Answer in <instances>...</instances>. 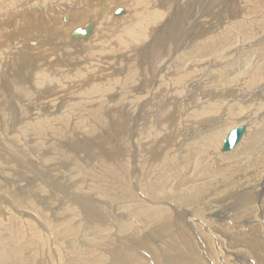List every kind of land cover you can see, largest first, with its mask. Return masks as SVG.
Masks as SVG:
<instances>
[{
  "label": "bare ground",
  "instance_id": "1",
  "mask_svg": "<svg viewBox=\"0 0 264 264\" xmlns=\"http://www.w3.org/2000/svg\"><path fill=\"white\" fill-rule=\"evenodd\" d=\"M177 91L210 101L182 124ZM234 92L251 113L221 102ZM237 115L244 135L222 151L217 121ZM261 176L264 0H0V264H220L189 226L217 197L209 213L260 229L244 179ZM242 226L224 231L258 249Z\"/></svg>",
  "mask_w": 264,
  "mask_h": 264
},
{
  "label": "rangeland",
  "instance_id": "2",
  "mask_svg": "<svg viewBox=\"0 0 264 264\" xmlns=\"http://www.w3.org/2000/svg\"><path fill=\"white\" fill-rule=\"evenodd\" d=\"M110 0H104V3L106 4V5H108V2H109ZM240 5H242V4H240ZM256 9H260V8H256ZM190 18L189 17H187L185 20H183V23L184 22H186V23H190ZM46 29V27H44V30ZM219 28H217V30H218ZM197 30V29H196ZM178 31L179 32H183V29L181 28V27H179V29H178ZM181 32V33H182ZM194 36V34L192 35V37ZM191 37V38H192ZM194 37H197V36H194ZM191 38H190V40H191ZM191 43H193V41H191ZM30 47H34L33 45H29ZM184 48H182L181 50H183ZM87 50H89V48H87ZM148 51L149 50H146V53H148ZM210 56L211 55H209V58H210ZM144 57V56H143ZM222 61V59H218V58H216V62L220 65V67L222 66V64L223 63H225V61L223 62H221ZM146 62V64H144ZM209 63L211 62V61H208ZM144 63L143 64H141L142 66H141V69L139 70V73H138V76L141 78V80L139 81V82H143V83H141V84H139V86L141 87V85L143 84V86H144V84H146V85H151L152 83H153V81H154V77L152 78V70H153V68H152V66H151V64L150 63H148L147 61H146V59H144ZM209 63H207L206 65H205V69H211L212 70V66H211V68H210V64L211 65H213V63L211 62L210 64ZM217 64V65H218ZM147 65V66H146ZM144 67V68H143ZM190 67V66H189ZM214 68H218L217 66H214L213 67V69ZM145 71H144V70ZM151 69V70H150ZM149 72H148V71ZM141 72V73H140ZM145 75H144V74ZM211 73V72H210ZM209 73V74H210ZM148 74V77L146 76ZM205 74V75H204ZM202 76L203 77H205V79L207 80V79H209V80H211V75H208L207 76V74L208 73H204ZM115 75V74H114ZM113 75V76H114ZM115 76H117V75H115ZM143 76V77H142ZM149 76L151 77V78H149ZM145 77L148 79H146L147 81H150V79H152L153 81H152V83L150 84L149 82H146L145 81ZM210 77V78H209ZM167 78H168V76H167ZM222 79V77L219 79V80H221ZM218 80V81H219ZM201 81V80H200ZM208 81V80H207ZM138 82V83H139ZM203 82V81H202ZM199 84H201L202 85V83L200 82ZM148 85V86H149ZM200 85V86H201ZM140 87H136V88H140ZM177 87H179V86H177ZM183 87V86H182ZM234 89V88H233ZM176 90H180V89H176ZM174 92V95L175 96H178V97H181V96H183L184 95V93H182V94H179V92ZM235 91V90H234ZM233 94H235L234 95V97L232 98V96H233ZM233 94H230V97L231 98H227L226 100H224L223 99V101H221V102H223V104L225 105V106H228V105H230V106H232L233 108L235 107V108H238V109H235V112L237 111V110H239V107H244L245 106V109L247 108L248 109V112H249V110H250V113H251V109H252V106H253V100L252 99H246V98H242V97H240V94L239 95H236V94H238V92L236 93V92H234ZM180 95V96H179ZM201 95H203V94H201ZM224 95V94H223ZM192 97H191V99L190 98H188L187 97V95H185V96H183V99H181V98H179V100L180 101H184L183 102V104H182V106H180V109H181V111L179 112V113H176L175 112V114L177 115V117H176V119H178V118H180V121H181V123L183 124L184 123V119H182V117L185 115V113L187 112V110L186 109H192V106H193V108H197L198 106H201V104H198V103H200V102H202V104L204 105L205 103H208L210 100H207L206 101V99L205 98H203L202 100H200V101H198V103H194L193 104V101H192ZM233 99V100H232ZM238 99V100H237ZM241 99V100H240ZM260 99V98H259ZM258 99V100H259ZM189 101L193 104L192 106H190V108L189 107H187V103H189ZM256 101V100H255ZM236 103V104H235ZM240 103V104H239ZM243 104H244V106H243ZM246 104H248V105H246ZM238 105H240V106H238ZM251 106V107H250ZM250 107V108H249ZM183 109V110H182ZM179 114V115H178ZM181 116V117H180ZM244 117H246V119L247 118H249L248 116H247V114H246V116H244ZM232 118V119H231ZM231 118H229V120H225L224 118L223 119H220V121L218 120L217 122H220V124L219 125H222V134H223V132H225L226 131V128L228 129V127H230L229 128V130L231 129V127H232V125L234 124V122H235V120H239L238 119V115L237 116H233V117H231ZM241 119V118H240ZM225 120V121H224ZM183 121V122H182ZM174 121H172V123H173ZM222 122H224V124L222 123ZM229 122V123H228ZM226 123H228V124H226ZM233 123V124H232ZM182 124H180V125H182ZM226 124V125H225ZM230 124V125H229ZM239 124V123H238ZM254 123L252 122L251 123V125H253ZM223 125H225V126H223ZM236 125V124H235ZM184 126V125H183ZM215 126H217V124H214V125H212L211 124V128H209V127H207L208 129H199V131H198V133H205V131L207 132V130L208 131H210V129H212V127H215ZM227 133V132H226ZM223 136V135H222ZM218 148V147H217ZM217 148H216V150H217ZM227 163V162H226ZM203 164H205L204 162H203ZM134 174H135V172H134ZM133 174V175H134ZM189 174V173H188ZM190 174H194L193 173V171L191 170V172H190ZM254 179V180H253ZM252 182H251V181ZM259 180H260V183H258V182H256L257 180H256V178L254 177V178H250V179H248V178H246V179H244V182H246V183H248V184H246L245 183V185L247 186V188L245 189V190H249L248 191V194L251 196V197H253L252 198V201H258V202H256V204L258 203V204H260V199H264V186L262 185V182L264 181V177L263 176H261L260 178H259ZM258 180V181H259ZM248 181V182H247ZM249 181H250V183H249ZM254 184H257L256 185V187L255 186H253ZM260 184V185H259ZM236 188V187H235ZM249 188V189H248ZM225 191V190H224ZM224 191H222V193L224 192ZM227 191V190H226ZM251 192H252V194H251ZM257 193V194H256ZM220 194V193H219ZM254 194H256V195H254ZM262 194V195H261ZM256 196V197H255ZM219 199V198H218ZM217 199V197H216V200H218ZM255 199V200H254ZM215 199H210V200H206L205 202H203V204H204V206H202L203 208H204V219L206 220V221H208L209 222V224H206L205 226L203 225V222H205L204 221V219H196L195 221H194V223H196L195 225H193L194 226V228H195V232L196 233H194L193 232V229H192V227H190L189 226V230H188V232H190L189 234H190V236L192 237V240H195V241H193L194 242V244L196 245V249H197V251H198V253L199 252H201V254H199V256H201V259L203 258V259H205L207 262H209V259H208V257H207V253H206V246L208 245V247L213 251V254H214V256H215V258H216V260H217V262L218 263H220V264H224L225 262L222 260V258L224 257V259H226L225 261L228 263V264H258L257 262V259H256V257H255V253H256V249H257V245L256 246H251V247H249V248H247V249H245V251H244V249H243V251H244V253L243 252H241V251H239L238 250V245H237V242H235L234 243V241H232L231 240V237L227 234V232H225L224 231V227L225 226H229V225H239V226H242V227H247L246 229L248 230V232L250 233V235H251V237L253 238V239H255V238H257L258 240H259V242H260V244L262 245H259V246H261V247H259L258 246V249H257V252H258V255L260 256V257H262L263 259H264V225H259L261 228L260 229H257L256 231H255V229L253 228V224H255L256 223V221L258 220V219H255L256 221L254 222V220H249V222L248 221H246V220H241V221H236V223H231V224H229L228 223V218H226L227 216L225 215V212H226V214L228 215V214H230L231 212H230V208H226L225 209V212H224V214H222V213H218V216H214V214H215V210L213 211V212H211V213H209L210 212V209H209V207H208V205H210L209 203H211L212 201H216ZM218 202V201H217ZM207 205V206H206ZM213 207V206H212ZM248 207V206H247ZM247 207H245V208H247ZM242 210V209H241ZM241 210H239V211H237L236 213H238V212H240ZM256 210H258V209H252L251 210V212L253 211L254 213V216H256ZM230 213H229V212ZM232 214H234V213H232ZM209 217V218H208ZM214 217H216V219L214 218ZM257 217V216H256ZM214 219V220H213ZM247 219V218H246ZM214 222H213V221ZM252 221V222H251ZM199 223V224H198ZM225 223V224H224ZM201 224V225H200ZM223 224V225H222ZM257 224V223H256ZM201 226V227H200ZM212 226V227H211ZM259 226H256V227H259ZM209 227V229H207ZM251 229H249V228ZM198 229V230H197ZM201 229V230H200ZM245 229V230H246ZM250 230V231H249ZM211 231H213V232H211ZM222 231V232H221ZM198 232V233H197ZM254 232V233H253ZM206 233V234H205ZM217 233V234H216ZM219 233V234H218ZM225 233V234H224ZM193 236H192V235ZM196 234H198V238H199V241L197 240V237L195 238L194 236L196 235ZM214 234V235H213ZM254 235V237H253V235ZM255 234H257V237H256V235ZM206 235H208V236H206ZM227 235H228V237H227ZM208 237V239H206ZM230 238V239H229ZM219 239V240H218ZM197 240V241H196ZM202 240V241H201ZM210 242V243H209ZM220 243V244H222V246H224V248H220L219 247V245L220 244H218V243ZM253 247H254V252H253ZM199 248V249H198ZM241 249V248H240ZM221 251V252H220ZM223 251L225 252V253H223ZM238 251V252H237ZM254 255H253V254ZM263 254V255H262ZM209 256V255H208ZM212 258V257H211ZM228 258V259H227ZM226 263V264H227ZM259 264H264V262H262V263H259Z\"/></svg>",
  "mask_w": 264,
  "mask_h": 264
},
{
  "label": "water",
  "instance_id": "3",
  "mask_svg": "<svg viewBox=\"0 0 264 264\" xmlns=\"http://www.w3.org/2000/svg\"><path fill=\"white\" fill-rule=\"evenodd\" d=\"M90 34V30H85V31H81L79 29H76L72 36L76 37L78 35H83V36H88ZM246 128L244 125H237L235 127H233L228 134L226 135V137L223 140V144L221 147L222 151H227L232 149L242 138V136L244 135ZM217 215V214H214Z\"/></svg>",
  "mask_w": 264,
  "mask_h": 264
}]
</instances>
